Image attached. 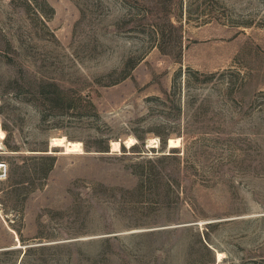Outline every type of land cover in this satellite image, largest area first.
Wrapping results in <instances>:
<instances>
[{
    "label": "rangeland",
    "instance_id": "1",
    "mask_svg": "<svg viewBox=\"0 0 264 264\" xmlns=\"http://www.w3.org/2000/svg\"><path fill=\"white\" fill-rule=\"evenodd\" d=\"M0 128V264H264V0H0Z\"/></svg>",
    "mask_w": 264,
    "mask_h": 264
},
{
    "label": "bare ground",
    "instance_id": "2",
    "mask_svg": "<svg viewBox=\"0 0 264 264\" xmlns=\"http://www.w3.org/2000/svg\"><path fill=\"white\" fill-rule=\"evenodd\" d=\"M0 139H1V128H0ZM180 141L179 140H170L169 142V148H176L178 147V143ZM2 146L1 144V140H0V147ZM52 147H61L64 149L65 151V154H72V153H75V152H81V153H84L83 151V148H82V144L81 143H73V142H69V141H66L65 139L63 138H58V139H55L54 142H53V145ZM114 148H115V151L119 150L121 148V145L120 143H115L114 144ZM1 165V164H0ZM222 257V254H218V259L220 260Z\"/></svg>",
    "mask_w": 264,
    "mask_h": 264
},
{
    "label": "water",
    "instance_id": "3",
    "mask_svg": "<svg viewBox=\"0 0 264 264\" xmlns=\"http://www.w3.org/2000/svg\"><path fill=\"white\" fill-rule=\"evenodd\" d=\"M6 175V167L5 165H0V176Z\"/></svg>",
    "mask_w": 264,
    "mask_h": 264
},
{
    "label": "trees",
    "instance_id": "4",
    "mask_svg": "<svg viewBox=\"0 0 264 264\" xmlns=\"http://www.w3.org/2000/svg\"><path fill=\"white\" fill-rule=\"evenodd\" d=\"M180 73H182V71L177 72V73L174 75V80H175V78L177 77V75H180Z\"/></svg>",
    "mask_w": 264,
    "mask_h": 264
}]
</instances>
